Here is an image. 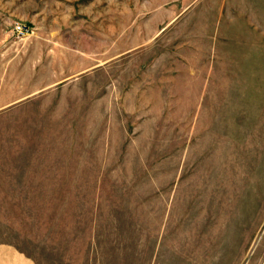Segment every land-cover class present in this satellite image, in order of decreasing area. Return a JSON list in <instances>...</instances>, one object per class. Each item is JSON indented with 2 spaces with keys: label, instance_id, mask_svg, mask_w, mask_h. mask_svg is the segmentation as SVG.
Returning a JSON list of instances; mask_svg holds the SVG:
<instances>
[{
  "label": "rangeland",
  "instance_id": "rangeland-1",
  "mask_svg": "<svg viewBox=\"0 0 264 264\" xmlns=\"http://www.w3.org/2000/svg\"><path fill=\"white\" fill-rule=\"evenodd\" d=\"M0 264H264V0H0Z\"/></svg>",
  "mask_w": 264,
  "mask_h": 264
},
{
  "label": "built area",
  "instance_id": "built-area-1",
  "mask_svg": "<svg viewBox=\"0 0 264 264\" xmlns=\"http://www.w3.org/2000/svg\"><path fill=\"white\" fill-rule=\"evenodd\" d=\"M15 32L17 35L26 36L29 33V29L26 26L23 25H17L15 27Z\"/></svg>",
  "mask_w": 264,
  "mask_h": 264
}]
</instances>
